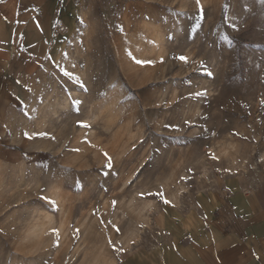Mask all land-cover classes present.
<instances>
[{"label":"rangeland","instance_id":"374dc122","mask_svg":"<svg viewBox=\"0 0 264 264\" xmlns=\"http://www.w3.org/2000/svg\"><path fill=\"white\" fill-rule=\"evenodd\" d=\"M57 4L0 80V264H167L264 168V0Z\"/></svg>","mask_w":264,"mask_h":264},{"label":"crops","instance_id":"0c3cea01","mask_svg":"<svg viewBox=\"0 0 264 264\" xmlns=\"http://www.w3.org/2000/svg\"><path fill=\"white\" fill-rule=\"evenodd\" d=\"M62 0H0V80L21 63L36 37L53 33L54 5ZM57 4V5H58ZM19 60V61H16ZM167 264H264V168L257 182L229 178L211 198L206 219L190 240L166 255Z\"/></svg>","mask_w":264,"mask_h":264},{"label":"snow or ice","instance_id":"6c2138e0","mask_svg":"<svg viewBox=\"0 0 264 264\" xmlns=\"http://www.w3.org/2000/svg\"><path fill=\"white\" fill-rule=\"evenodd\" d=\"M197 2L199 3V0H197ZM183 59V58H182ZM165 202H167V201H165Z\"/></svg>","mask_w":264,"mask_h":264}]
</instances>
